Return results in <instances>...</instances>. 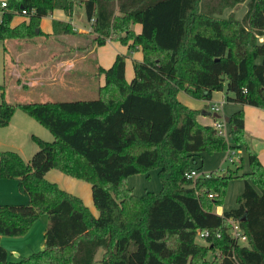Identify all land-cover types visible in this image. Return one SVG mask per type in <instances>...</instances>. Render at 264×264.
Segmentation results:
<instances>
[{"label":"trees","instance_id":"obj_1","mask_svg":"<svg viewBox=\"0 0 264 264\" xmlns=\"http://www.w3.org/2000/svg\"><path fill=\"white\" fill-rule=\"evenodd\" d=\"M244 1L82 0L96 46L120 40L130 49L125 35L130 23L139 24L133 38L142 60L133 62L129 83L123 54L108 68L98 67L104 85L93 99L0 103V126L19 107L53 135L51 141L35 137L38 147L27 161L0 150V178L16 180L28 199L0 204V235L24 234L40 214L48 217L42 250L12 261L0 243V264H264V166L258 157L248 148L250 169L240 175L230 170L185 176L203 150L233 151L245 143L243 110L229 116L228 145L177 98L184 91L209 101L213 92L225 90L228 102L264 109V40L258 41L264 0H248L241 22L222 17ZM74 3L7 0L0 41L70 34V22L53 20L52 35L43 34L39 22L55 9L71 16ZM16 15L27 19L12 26ZM151 167L158 169L160 193L134 195L126 178ZM50 169L88 182L98 214L46 179ZM233 176L244 180L238 206L212 212ZM231 220L246 242L231 237ZM203 230L208 235L199 243L196 234ZM209 252H218L217 261L207 258Z\"/></svg>","mask_w":264,"mask_h":264},{"label":"rangeland","instance_id":"obj_2","mask_svg":"<svg viewBox=\"0 0 264 264\" xmlns=\"http://www.w3.org/2000/svg\"><path fill=\"white\" fill-rule=\"evenodd\" d=\"M247 1L225 9L222 17L241 22L247 10ZM20 16L26 19L23 15H17V17ZM139 27V24L130 23V35L124 33L125 37H129L127 41L131 42L130 49L127 44L122 43L120 40H107L105 44L98 46L95 54L91 52L96 46L93 42L95 34L92 32V27L88 34L72 30L68 35L52 38L37 35L28 40H7L6 54H3V42L0 41V103L2 101L21 103L96 98L97 86L101 84V75H103L99 72L97 61L98 64L108 68L117 54L125 56V81L129 83L133 77V62L142 60L141 50L136 51L140 46L134 42L133 38L136 28L139 29ZM263 40L264 35L258 36L259 42ZM17 52L21 55L16 58ZM83 55L86 57H82ZM55 56H57V59H55ZM59 61H63V64L59 65ZM71 64L73 66L68 67ZM28 81H35L37 84L34 87L27 86L25 83ZM217 92L219 91L213 92L215 94L212 93L214 95L213 100L208 102L207 105L199 99L189 96L184 91H179L178 95L182 104L197 111L196 119L201 125H206L199 121L202 110L211 114L216 113L218 119L213 120L211 115H206L203 117L205 118L204 122H210L213 126L218 122L224 131L223 139L228 145H231L233 139L229 134L230 125L224 120V117H229L241 108V105L228 102L225 99L221 101L222 93ZM223 92L225 93V90ZM211 105L218 107V111L212 110ZM249 130H251V136H248L244 128L245 143L233 151L226 148L213 151L203 150L196 156V163L192 165L193 169L199 174H210L212 171L218 174H226L231 170L234 175H240L249 171L248 148L259 160L260 155L264 159V128L258 129L257 127L254 129V127H251ZM35 137L46 141L53 139V135L48 128L30 114L16 107L9 122L4 126H0V150L15 151L27 161L38 147ZM230 158L232 161H230ZM47 179L74 194L80 192L79 189L68 182L69 177L66 174L56 169H51L48 172ZM79 182L86 189H90L89 184L86 182ZM125 185L137 196H143L147 192L157 195L162 189L158 169L155 167H151L146 172L129 175L126 178ZM243 187V178L239 176L230 177L227 181L222 202L219 205L213 204L211 207L212 212L219 214V212L236 208L238 206L237 199ZM3 191L0 187V204H12L2 201L5 197ZM91 209L94 215L98 214L93 204ZM196 240L199 243L203 242L199 237ZM217 255L218 252H209L207 258L217 261Z\"/></svg>","mask_w":264,"mask_h":264},{"label":"crops","instance_id":"obj_3","mask_svg":"<svg viewBox=\"0 0 264 264\" xmlns=\"http://www.w3.org/2000/svg\"><path fill=\"white\" fill-rule=\"evenodd\" d=\"M23 20H25L24 17L22 16L17 17L16 15L12 19L11 25L15 26L19 24L20 22H22ZM53 20L70 22L72 25V29L77 31L78 33L88 34L90 33V30H91L90 29L91 23L87 22L85 19L84 6L82 3V0H75L74 6H73V13L71 16L67 15L61 9H55L48 16L41 18L39 22V29L42 31L43 34L52 35ZM140 29H141V26L139 27V29L136 28V33L140 32ZM44 38H52V36H44ZM6 41H2L3 42L2 50H3V46L6 45ZM97 48L98 46H95L91 52H94L95 54ZM138 50L140 51V48L136 49V51ZM20 55L21 53L19 54L17 52L16 58L19 57ZM82 57L85 58L86 56L83 55ZM55 59H57V56H55ZM60 64H63V61H59V65ZM69 66H73V64L68 65V67ZM97 66L106 68L105 66L98 64V61H97ZM103 80H104V75H101V84L99 86H102V84L104 83ZM25 84L27 86L34 87V85L37 84V82L28 81ZM99 86H97V88ZM217 93H220V94L222 93L221 101L225 99V94L223 91H219ZM213 96L214 95H212V99L209 101H204V100H200V101L204 102V104L207 105L208 102H211L213 100ZM177 98L179 100L178 94H177ZM239 109H242L244 112V128L246 129L248 136H251V130H249V128L251 127L252 128L254 127V129H256L257 127L258 129L264 128V109H261L255 106H250V105H241V108ZM201 115L202 116L199 117L200 118L199 121H201L204 124H212L210 122H207V123L204 122L205 118L203 117L206 115L207 116L211 115L213 120H215L213 117V114L209 115L207 114L205 110L201 111ZM216 119H218V117H216ZM263 152H264V148H263ZM260 160L264 164V159L261 157V155H260ZM48 172H46L45 174L46 179H47ZM66 176L69 177V179H67L69 180L68 182L73 184V186H75V188L79 189L80 191L78 194H75V195H77L78 197L82 199L83 203L90 209V211L93 214V210L91 209L92 204H93L92 196H91V188L86 189V187L84 185H81V183L79 182V181H82V182H86V181L79 180L67 174ZM86 183L89 184L88 182ZM0 187L4 190L2 193L5 194V197H3L4 200L2 201H6L12 204H22V203H26V201L28 200L27 197L18 190L17 181L14 179L0 178ZM68 192L74 194L71 191H68ZM4 204H7V203H4ZM221 213L219 212V214ZM47 221H48V217L46 214L43 213V214H40V216L31 224L30 228L28 229L26 233L17 235V236L0 235V243L8 252V259L12 261H16L20 258L27 257L34 252L42 250L44 247V233H45V228L47 226ZM102 253H103V250L100 249L95 258L96 261L100 260ZM14 257H17V258H14Z\"/></svg>","mask_w":264,"mask_h":264},{"label":"built area","instance_id":"obj_4","mask_svg":"<svg viewBox=\"0 0 264 264\" xmlns=\"http://www.w3.org/2000/svg\"><path fill=\"white\" fill-rule=\"evenodd\" d=\"M6 6H7V0H0V11H2V9H4ZM23 13H25V11H23ZM211 109L214 111H218V107H215L214 105H211ZM214 127L224 135V131L222 130L218 122L215 123ZM230 161H232L231 158ZM209 175L210 174H199L194 169L185 173L186 178H192V179H196L198 177H209ZM209 196H211V194ZM229 233L231 237L236 239L238 242H242V243L246 242V236L242 233L238 223L234 220H231V228L229 229ZM196 235L197 237L201 238L204 241L205 237L208 235V231L207 230L198 231Z\"/></svg>","mask_w":264,"mask_h":264},{"label":"water","instance_id":"obj_5","mask_svg":"<svg viewBox=\"0 0 264 264\" xmlns=\"http://www.w3.org/2000/svg\"><path fill=\"white\" fill-rule=\"evenodd\" d=\"M36 33H38V29L36 30ZM207 114L210 115L211 113H208V112H207ZM212 114H213L214 117H218V115H217L216 113H212ZM224 120H225L226 122H228V121H229V117H224Z\"/></svg>","mask_w":264,"mask_h":264}]
</instances>
